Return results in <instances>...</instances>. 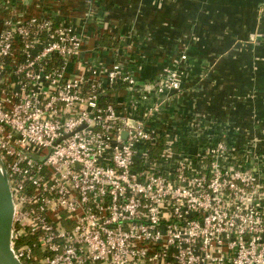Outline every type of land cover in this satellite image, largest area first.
I'll list each match as a JSON object with an SVG mask.
<instances>
[{
	"label": "built area",
	"instance_id": "built-area-1",
	"mask_svg": "<svg viewBox=\"0 0 264 264\" xmlns=\"http://www.w3.org/2000/svg\"><path fill=\"white\" fill-rule=\"evenodd\" d=\"M19 1L0 0V8ZM83 44L82 32L53 17L0 18V158L15 208L16 257L23 264H264L259 176L225 141L196 170L172 163L165 148L153 159L156 129L126 116L128 108L101 103L107 89L136 79L118 62L70 73ZM186 60L162 70L159 93L181 89Z\"/></svg>",
	"mask_w": 264,
	"mask_h": 264
},
{
	"label": "crops",
	"instance_id": "crops-1",
	"mask_svg": "<svg viewBox=\"0 0 264 264\" xmlns=\"http://www.w3.org/2000/svg\"><path fill=\"white\" fill-rule=\"evenodd\" d=\"M261 9L264 33V0H20L12 9L1 10L0 18L53 17L62 25L76 27L84 35V44L68 71H103L123 63L136 84L107 90L105 97L122 111L128 108L126 116L155 128L158 140H165L172 163L188 161L196 170L198 163L203 164L200 158L225 141L235 150L239 165L254 171L264 188V103L238 101L239 91L247 96L239 87L246 77L251 81L247 91L260 90L264 100V79L256 84L254 69H248L254 67L256 54L250 49L254 45L248 47L251 52L235 49L233 59L220 60L214 72L204 76V69L232 50L237 38L248 40L255 32ZM187 47L189 51L183 52ZM258 50L257 56L264 58V44ZM183 54L187 60L179 76L181 89L159 93L162 70L179 64ZM243 63L246 76L242 72L241 78L237 73L233 80H226L223 74L228 67L238 69ZM259 68L257 78L264 76L263 62ZM133 102L135 109L129 106ZM155 105L159 111L146 116Z\"/></svg>",
	"mask_w": 264,
	"mask_h": 264
},
{
	"label": "rangeland",
	"instance_id": "rangeland-1",
	"mask_svg": "<svg viewBox=\"0 0 264 264\" xmlns=\"http://www.w3.org/2000/svg\"><path fill=\"white\" fill-rule=\"evenodd\" d=\"M262 12H263V10L261 9V11L258 10V12L256 14V16H257V18H255L256 19V23H257L256 30H255V32L252 35H250L249 39L247 40L246 37H244V38H241V37L237 38L235 40V42H234V45L232 46V50H229L227 52H224L222 55H220L218 57L219 60L216 63L210 64V65H208L204 69V76L211 75L214 72V70L217 68V64H218V62L220 60H222V59L225 60L227 58H230V59L232 58L233 59L235 57L234 55L236 54V50L235 49H237L238 51H240V50H245V51L248 50V51H250V49H251L252 50V54H256V56L254 55L255 56L254 67H249L248 69H251V68L254 69V72H255V75H256L255 76V83L256 84H257V82H259L257 80L264 79V76L260 77V75L257 78V74L258 73H261V71H260L261 68H259V65L261 64V62L264 63L263 56H257V53H259L258 52L259 51L258 50V47H261L262 48V46L264 44V33H262L261 28H260L261 20H262L261 19ZM190 37L194 41H197V38H196L195 35L192 34ZM251 45H254V47H251ZM248 47H251V48L248 49ZM188 51H189V49L187 47L185 49V51H183V52L187 53ZM251 56L253 57V55H251ZM243 65H244V67H241V68H238V69H236L235 66H233L232 69H231V67H228L227 72H225L223 74L227 78L226 80H230V78L231 79L234 78L235 74H237V73L240 74V78L242 77V74H241L242 72H244V74L246 76L245 69H247V65H245L244 63H243ZM216 74L221 75L220 73H216ZM248 78L249 77H246V79L239 86L241 89H244L247 92V96H246V93L244 92L245 93V95H244L245 97H244L242 95L241 91H239V94H240L239 95V98H238L239 99L238 100L239 103L245 104V103L248 102V100L252 101V103H254V104H257V103L258 104H262V103H264V100L261 97V96H263V94L262 93H258V92H260V90L257 91V89H255V91H253V92L247 91V86L250 85V83H251V81H249ZM223 80H225V79L223 78ZM260 85H262V83H260Z\"/></svg>",
	"mask_w": 264,
	"mask_h": 264
},
{
	"label": "water",
	"instance_id": "water-1",
	"mask_svg": "<svg viewBox=\"0 0 264 264\" xmlns=\"http://www.w3.org/2000/svg\"><path fill=\"white\" fill-rule=\"evenodd\" d=\"M14 211L7 171L0 158V264H23L11 247Z\"/></svg>",
	"mask_w": 264,
	"mask_h": 264
},
{
	"label": "trees",
	"instance_id": "trees-1",
	"mask_svg": "<svg viewBox=\"0 0 264 264\" xmlns=\"http://www.w3.org/2000/svg\"><path fill=\"white\" fill-rule=\"evenodd\" d=\"M3 10V8H0V11ZM105 40V39H104ZM127 84H116L114 85L112 88H111V91L112 90H117L119 88H127ZM108 91H110V89H107ZM101 103L103 104H113V99L110 98L109 96L108 97H103L101 98ZM164 148H165V140L164 138H161L160 140H158V142L156 143V145L152 148L151 150V155H152V158L155 159V158H158L164 151ZM238 152H235V154H237ZM238 156H241V153H239ZM38 255H41V254H38Z\"/></svg>",
	"mask_w": 264,
	"mask_h": 264
}]
</instances>
